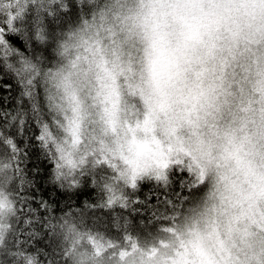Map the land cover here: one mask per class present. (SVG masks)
I'll use <instances>...</instances> for the list:
<instances>
[{
	"label": "snow or ice",
	"instance_id": "obj_1",
	"mask_svg": "<svg viewBox=\"0 0 264 264\" xmlns=\"http://www.w3.org/2000/svg\"><path fill=\"white\" fill-rule=\"evenodd\" d=\"M7 77L0 264H264V0H0ZM31 149L47 170L22 167ZM174 171L188 179L149 206L155 233L87 225L138 213L139 183L167 189Z\"/></svg>",
	"mask_w": 264,
	"mask_h": 264
},
{
	"label": "trees",
	"instance_id": "obj_2",
	"mask_svg": "<svg viewBox=\"0 0 264 264\" xmlns=\"http://www.w3.org/2000/svg\"><path fill=\"white\" fill-rule=\"evenodd\" d=\"M5 84H10L11 88H5ZM19 94V88L16 85L15 81L11 77H7L3 80H0V98L7 97V100H0V103L3 104L4 107H8L11 109L14 106L15 98ZM33 131H35V126L32 125L30 130L24 135L20 136L17 135L15 138L21 143L27 140L28 137L33 135ZM38 154V149H31L30 156L27 159V163L23 164L22 167L26 169H31L34 165H39L41 169L47 170L50 166L47 164L46 161L37 160L36 156ZM47 175V171L44 172ZM188 179L187 173H179L174 171L170 177L172 183L166 189L162 184H157L155 181H144L140 182L138 185V190L135 191L133 195V199L139 198L140 201L146 202L145 204H137L134 205L135 208H138L140 211L136 214H132L131 210H121L119 208L115 209L114 213H110L105 210H97V211H89V216H100L104 223L100 224L99 222H94L93 220L86 221L89 227H93L94 230L105 232L106 235L109 236H122L123 232L121 230V225L123 221L121 220L119 224L113 223L112 216L113 214L126 216L129 220L128 230L133 235V237L139 236L143 239L147 232L151 231L155 233L156 229L163 223L162 221H153L152 224H149V218L151 217V213L154 210L152 207L149 206H156L160 212H164L166 209V205L164 204L165 196L169 197L170 199H174V194L180 191L179 182L180 179ZM43 192L45 198H48V194L55 192V189L47 184L43 185ZM129 192L132 190L129 189ZM184 194H188V190H184ZM203 193H198V195H202ZM150 197V199H149ZM159 197V203L158 198ZM85 199L89 200V203L96 202V191L94 189L88 188L85 191V194L81 195L79 198L75 200V203L72 207V211H75L78 208H83V201ZM53 205L55 207V215H61L63 212H68L70 209L67 206L66 199L62 196L57 194L55 197H52ZM143 221V223H141ZM35 247L37 248H46V246L50 243L49 239H42V242H33ZM30 251H34V249H29ZM51 251L50 248L47 249ZM44 259L43 256L40 257Z\"/></svg>",
	"mask_w": 264,
	"mask_h": 264
}]
</instances>
